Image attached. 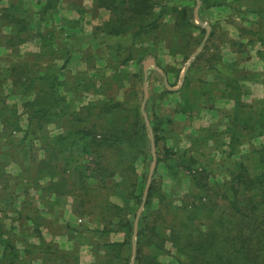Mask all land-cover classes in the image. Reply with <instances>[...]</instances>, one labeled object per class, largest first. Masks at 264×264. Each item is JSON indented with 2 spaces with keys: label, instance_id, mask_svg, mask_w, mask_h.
I'll return each instance as SVG.
<instances>
[{
  "label": "trees",
  "instance_id": "trees-1",
  "mask_svg": "<svg viewBox=\"0 0 264 264\" xmlns=\"http://www.w3.org/2000/svg\"><path fill=\"white\" fill-rule=\"evenodd\" d=\"M57 2L47 0L42 6L40 13L44 20L53 17ZM201 2V22L204 11L229 3L228 0ZM242 2L258 4L257 12L264 18V0L232 1ZM97 4L113 12L112 18L104 24V35L67 42L57 36V29H49L40 34V51L27 53L0 71V121L3 124L0 135L4 139L1 151L14 158L23 171L31 173L32 168L26 167L24 149L28 139H38L47 155L39 163V175L57 176L68 170L63 165L73 166L70 171L74 177L67 184L72 185L70 192L77 201V214L85 215V209H92L94 217L118 218V227L110 230L124 231L126 235L124 242H96L93 247L98 263L122 264L124 259L129 264L133 222L124 221L122 217L126 218L141 205L152 161L151 139L141 111L142 98L139 99L142 88L135 85L131 93L135 101L133 97L89 102L74 112L70 111L61 89L64 85L68 88L69 83H65L60 74H64L73 51L77 50L76 43L99 44L100 57L115 49L121 65L136 59L135 47L151 39L166 43L169 53L183 62L195 54L184 85L177 93L181 111L215 109L220 99L232 105L223 112L224 122L201 127L196 135L189 136L190 147H170L166 140L169 123L156 115L158 99L155 98L158 96L165 101L172 92L155 93L154 100L147 104L157 148V168L163 164L175 184L186 174L191 185L187 194L178 198L176 187L167 192L156 181V175L153 177L137 231L136 264H165V257L174 260V264H264V143L255 150L259 164L255 176L243 161L232 160L224 180L212 184L206 165L198 158L221 148L227 158H232L241 152L240 147L248 142V136L264 137V100L252 103L243 100L244 83L251 79V73L240 68L238 61L223 59L218 46L211 41L214 24L210 23V36L202 46L207 28L201 22L196 23V0H97ZM26 12L23 2L2 8L0 47H17L32 38L35 28ZM168 16L170 23L164 22ZM4 27L11 30L10 35L2 33ZM258 53L264 58L261 50ZM57 58L64 60L61 66ZM169 71L177 78L180 68L173 67ZM137 77L141 79L138 74ZM8 79L12 81L13 93L26 98L17 105L8 102L5 86ZM90 87H94V93L110 88L106 84L97 85L93 80L83 85L86 91ZM19 108L29 116L28 129L22 139L14 135L21 131ZM51 124L67 129L66 134L51 135L48 131ZM86 156L92 157L91 164L84 163ZM139 160L143 162L142 172L138 171ZM62 181L66 183V179ZM3 182L10 183V176L1 169L0 183ZM117 192L126 194L133 202L132 211L124 213L123 207L111 203L110 196ZM25 211L22 209L16 218L17 228L23 234L29 231L32 214V210ZM31 219L35 223L41 221L40 216ZM34 230L40 237L42 252L59 253L56 246L47 243L38 227ZM21 238L7 231L5 234L0 224V264H33L34 259H29L32 250L24 244L23 250L16 245ZM61 255L66 264H80L70 252ZM52 260V256L47 259ZM44 261L40 264H49Z\"/></svg>",
  "mask_w": 264,
  "mask_h": 264
},
{
  "label": "crops",
  "instance_id": "crops-1",
  "mask_svg": "<svg viewBox=\"0 0 264 264\" xmlns=\"http://www.w3.org/2000/svg\"><path fill=\"white\" fill-rule=\"evenodd\" d=\"M22 2L27 11L25 15H27L28 20H31L32 27L35 30L32 38L17 47H7V49L0 47V71L16 63L25 54L40 51L42 45L40 34H45L49 29H57V36L67 42H78L82 37L104 35V24L113 16L111 9L99 6L97 0H58L53 17L44 20L40 10L47 0H22ZM22 2L21 0H0V15L2 8L9 7L10 3L22 4ZM170 19V16H168L164 22L170 23ZM2 33L10 35L11 30L4 27ZM160 35L164 36L161 32ZM76 47L77 50L73 51L64 69V74H60L61 79L65 83H69L68 88H65L64 85L61 89L70 105V111L78 112L81 107L89 102L94 103L109 99L131 100L135 97L131 95L135 85L141 87L142 96L139 95V99L142 98L141 111L151 139L152 161L150 163V173L154 156L157 160L156 165L158 159L153 128L146 107L151 100H154L152 97L155 93L159 94L164 90L172 92L171 95L166 97L165 101H161L158 96L155 98L158 99V104L155 105L156 115L164 117L169 123L166 140L167 145L170 147H178L185 140H188L189 136L196 135L198 132L196 123L199 121L206 120L207 123L203 126L205 127L225 120L223 112L230 107V104L222 99L216 102L215 109H203L194 112L181 111L179 99L177 98L179 94L177 93L181 91L184 85L187 71L195 58V54L183 62L179 57L169 53L166 43L151 39L147 43L144 42L135 47L136 59L131 60L127 65H121L120 56L115 49L108 55L100 57L99 44L84 42L79 45L76 43ZM141 57L143 58L142 61L139 60ZM57 63L61 66L64 60L57 58ZM173 67L180 68L177 78H174L169 71ZM137 74L141 76V82L138 80ZM91 80L96 82L97 85L106 84V87L110 88L104 91L105 93H94V87H90L86 91L83 89V85L91 82ZM5 86L10 104L17 105L26 99L13 93L14 88L11 79H8ZM252 91L253 87L250 89L249 96H252ZM173 92L176 94H173ZM176 109L178 110L176 111ZM19 113L21 131L14 132L16 139L24 137L29 124L28 114L20 108ZM2 128L3 124L0 121V132H2ZM48 131L51 135L66 134L67 129L64 130L62 126L51 124ZM3 140L0 135V163H3L0 170L3 169L10 176V183H0V224L4 226L5 234L7 231V234H15L17 238L25 236V238H21L20 241L16 242V245L23 250L22 245L24 244L32 250L29 259H34L33 264H40L44 259V262L49 264H66L65 258L61 254L67 252L75 255L80 264H100L93 247L96 242L113 244L125 241L124 231L110 230L118 227L120 219L94 217L92 209H85L87 210L85 215L77 214V201L74 193L70 192L73 188L70 183L67 184L74 177L70 171L73 166L63 165L68 170L57 176L39 175V163L43 162L47 155L41 141L28 139L24 149L25 163L26 167H31L32 170L31 173L23 171L14 158L1 151ZM86 158L84 163L91 164L92 157L86 156ZM140 163L143 165L142 161H137L139 172ZM34 168H36V172ZM62 179H66V183ZM146 187L143 201L135 211H132L133 202L124 193L117 192L111 195L109 199L111 203L123 207L124 213L130 211L135 213L127 214L126 218L122 214L124 221L126 219L132 220L134 229L132 255L129 264H136L137 262L136 238L147 199ZM24 200L26 202L23 204ZM22 209H26L25 212L32 210L31 218L41 217V221L38 223L33 222L30 218V227L26 234H23L17 228L16 218ZM37 227L47 243H51L58 248V254L54 255L50 251L42 252L43 248L39 247L40 237L37 231L34 230ZM82 228L83 231H80L79 229ZM1 252L2 248L0 247V256ZM84 253L91 256L88 263L82 260ZM51 256L53 257L52 262L47 261ZM122 264H126L124 259H122Z\"/></svg>",
  "mask_w": 264,
  "mask_h": 264
},
{
  "label": "rangeland",
  "instance_id": "rangeland-1",
  "mask_svg": "<svg viewBox=\"0 0 264 264\" xmlns=\"http://www.w3.org/2000/svg\"><path fill=\"white\" fill-rule=\"evenodd\" d=\"M199 1L196 0L195 6L196 23L201 22L200 8L202 2L201 0ZM232 1L228 0L229 3L225 5L212 7L203 12L204 20L201 22V25L207 28V32L202 46L210 36L212 30L210 23L214 24L215 34L211 38V41L218 46L223 59L227 62L238 61L240 68L251 73L249 76L251 79H247L244 83L243 100L247 103H252L256 100L261 101L264 100V58L259 55L258 50L264 53V18L257 12V9L260 8L258 4L254 2L232 3ZM252 87L253 93L252 96H249ZM250 98H252L251 101H249ZM228 103L230 104L229 106L232 105L231 102ZM205 123H207L206 120L196 123L197 129L203 127ZM251 137V135L248 136V142L240 147L241 152L232 158L226 157V154L222 152L223 148L210 150L204 157L198 156L202 165H206L212 184L221 183L224 180L228 173L227 167L229 168L231 166L232 160L243 161L249 168L252 176L258 173L259 164L255 150L259 149L264 143V137ZM190 139L185 140L181 144V147H190ZM142 170L143 167L140 163V172ZM154 176L156 181L167 192L173 187H176L178 198L186 195L191 185V180L186 174H184L183 179L181 178L176 185L163 164H160L158 168L156 165L152 179ZM149 178L150 166L147 170L146 185L148 184ZM90 257V255L84 253L82 260L88 263ZM163 261L165 264H174V260L169 257L163 258Z\"/></svg>",
  "mask_w": 264,
  "mask_h": 264
},
{
  "label": "water",
  "instance_id": "water-1",
  "mask_svg": "<svg viewBox=\"0 0 264 264\" xmlns=\"http://www.w3.org/2000/svg\"><path fill=\"white\" fill-rule=\"evenodd\" d=\"M199 1V0H198ZM199 3H200V1H199ZM155 158H154V162H153V164H152V167H151V173H150V178H149V180H148V184H147V187H146V197H147V192H148V189H149V184H150V182H151V178H152V175H153V172H154V169H155V167H156V162H157V160H156V156H154Z\"/></svg>",
  "mask_w": 264,
  "mask_h": 264
}]
</instances>
